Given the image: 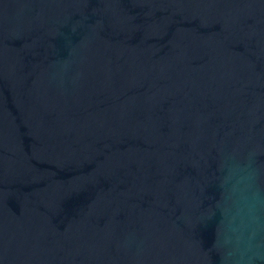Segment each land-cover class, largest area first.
Wrapping results in <instances>:
<instances>
[{
    "label": "water",
    "instance_id": "1",
    "mask_svg": "<svg viewBox=\"0 0 264 264\" xmlns=\"http://www.w3.org/2000/svg\"><path fill=\"white\" fill-rule=\"evenodd\" d=\"M0 264H264V0H0Z\"/></svg>",
    "mask_w": 264,
    "mask_h": 264
}]
</instances>
